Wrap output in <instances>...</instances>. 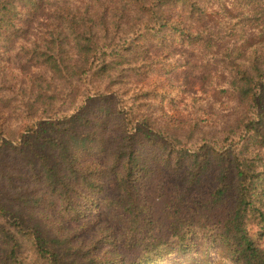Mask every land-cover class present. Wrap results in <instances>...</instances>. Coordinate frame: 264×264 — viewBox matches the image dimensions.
<instances>
[{
  "label": "trees",
  "instance_id": "trees-1",
  "mask_svg": "<svg viewBox=\"0 0 264 264\" xmlns=\"http://www.w3.org/2000/svg\"><path fill=\"white\" fill-rule=\"evenodd\" d=\"M219 34L232 43L216 45ZM168 60L184 75L169 74ZM262 63L264 0H0V264H212L200 252L211 241L233 264H264V111L244 138L186 148L163 140L143 109L185 93V77L196 93L209 78L213 92L231 87L257 105ZM125 70L141 85L114 90L111 76ZM159 170L178 182L161 221L140 200ZM112 182L123 228L93 236ZM67 218L91 235L87 252L68 246L76 234L56 225Z\"/></svg>",
  "mask_w": 264,
  "mask_h": 264
},
{
  "label": "rangeland",
  "instance_id": "rangeland-1",
  "mask_svg": "<svg viewBox=\"0 0 264 264\" xmlns=\"http://www.w3.org/2000/svg\"><path fill=\"white\" fill-rule=\"evenodd\" d=\"M136 12H138L137 9L127 11V15L132 13L136 14ZM209 16L210 17L207 21H211L215 24H217L220 20L219 14L216 11L209 14ZM232 37L234 36L219 34L218 38L215 39V43L219 47L225 48L227 44L232 43ZM246 37L248 38L247 35ZM198 44L200 45L202 42L200 41ZM231 47H233V45ZM177 50L184 52L181 48H177ZM192 53H194L193 55H197L198 53V55L201 56L202 51L199 49L197 50V53L196 51ZM179 54L180 53H178V55ZM231 54L237 59H240L243 56V52L240 49L234 50ZM181 60H184V58ZM167 62L169 63L167 68L172 69L169 74L175 72L181 76L184 75V69L177 68L174 61L168 60ZM243 62H245V60L241 62V65H243ZM261 66L264 67V63H262ZM241 68L244 67L241 66ZM1 71L2 70L0 69V72ZM111 77L113 84L112 88H114V90H117L114 83L116 81L128 82L127 88L136 87L137 84L141 85V83H139V80L141 79L140 76L134 74V71L132 70H125L117 74L115 77ZM212 78L214 84H218L217 80L214 77ZM182 81L183 83L188 84V88L185 93L179 92L176 88L172 94V97H175V100H165L164 104H162L158 99H154L152 101L148 100L146 103L147 105L143 107L148 115L147 118L150 126L153 129L160 131L162 134L161 138L163 140L171 139L175 145L179 146L182 144L186 148H192L198 144L201 145L209 141H215L216 138H224L226 135L232 134V132L237 135L236 137L242 136L244 138L247 133L243 131V128L247 125L249 120L255 117L256 114L264 111V95L262 101L259 103L260 105H256L254 101L248 98L247 94H244V92L243 97L240 100L238 93L231 90V87H226L225 89L219 88L217 89L218 91L213 92L212 87L209 85V78L202 86L206 92L198 93H196L197 90L195 88L191 87V89H189V83H191V80L188 77L182 78ZM174 85L178 87L180 83L175 81ZM95 102L98 101H94L92 103L95 104ZM93 125L94 123L90 126L92 127ZM99 134L102 133L99 132ZM15 136L16 135L8 136L7 139L14 138ZM147 148H154L156 152H160L161 154L164 153V148H158L157 145L154 144L148 145ZM21 159L23 160V158ZM23 162L25 163L24 160ZM97 174L98 173H95V176H97ZM177 184L178 182L175 177L173 178L167 174V172H162L160 170L155 172L151 179L142 182L140 187H142L143 194L142 197H140V200L149 196L148 200H146L153 205L156 214L154 215L157 220L161 221L164 219V217L157 210L160 208L162 202L164 203L169 196L171 197L172 191L176 188V186L178 189ZM116 187V183L112 182L108 188L106 187L107 191L104 188L102 192V198L103 200H106V203L102 208L100 223L98 222V225L92 234L93 236L96 232H98V230H101V234H103L109 230L107 228H114L117 232H121L120 229L123 228V224L120 221L121 217L117 216L116 213L123 210L126 202L121 201L120 199L114 201V198H112L111 194H109L116 191ZM206 189L208 190V188ZM198 190L200 189H197V191ZM156 197H159L160 199H157ZM48 205L50 204H47V206ZM97 213L98 211L95 213L89 211L92 218L98 219ZM101 223H104V225L101 226ZM76 224L79 225V222ZM56 225L58 227L63 226L65 228L64 232L67 234H76L73 235L71 243H68V246L72 245L76 249L81 247L87 252L91 235H86L84 237L81 233H77L76 227L73 225V221L69 218H67L64 225H61L60 223H57ZM105 228L106 230L103 231ZM207 249L214 253V262L212 264L234 263V257L222 242L211 241L209 243H204L200 248V252L205 253ZM101 250L104 249L101 248ZM101 250L98 251L99 254L101 253ZM181 256L185 258L190 255H178V257ZM203 258H205V255H203L202 259ZM171 261L172 259H168L163 262L164 264H170Z\"/></svg>",
  "mask_w": 264,
  "mask_h": 264
}]
</instances>
